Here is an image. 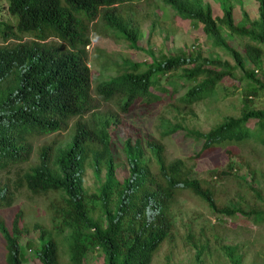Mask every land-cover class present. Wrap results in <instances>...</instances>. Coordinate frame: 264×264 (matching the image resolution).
<instances>
[{
  "label": "trees",
  "instance_id": "trees-1",
  "mask_svg": "<svg viewBox=\"0 0 264 264\" xmlns=\"http://www.w3.org/2000/svg\"><path fill=\"white\" fill-rule=\"evenodd\" d=\"M4 1L11 20H0V208L9 206L20 190L31 196L53 194L61 230H67L69 264H80L89 247L100 251L101 264H150L171 234L173 209L182 190L205 202L216 216L241 214L253 217L254 223L264 221V197L250 184L259 174L256 168L246 165V184L254 193L246 209L223 202L204 181L192 177L193 163L210 149L252 141L264 150V109L228 116L206 132H186L201 142L200 149L186 160L167 161L159 140L135 132L119 134L117 114L95 109L93 97L114 102L122 115L133 108L146 110L160 99L176 112L190 111L194 103L212 95L234 68L241 69L258 89L264 88L244 63L258 66L263 55L264 0H255L254 19L241 10L238 22L233 18L232 0H160L180 19L200 25L214 46L229 51L234 65L199 53L158 59L148 52L147 63L125 60L115 65L113 75L94 84L85 50L93 21L99 19L104 31H117L130 48L139 49V23L117 9L129 0ZM225 35L247 40L241 54L228 45ZM24 36L29 39L23 41ZM169 79L189 84L168 87L163 81ZM256 87L249 89V95L255 94ZM72 119L69 140L40 145L31 163L32 141L65 130ZM175 130L163 124L159 138ZM226 165L234 176L230 164ZM86 167L100 181L90 194L83 186ZM118 167L126 171L124 176L117 174ZM150 201L159 214L148 223L145 211ZM54 202H49L50 208ZM19 213L8 227L0 221V264L22 263ZM33 227L39 232V245L33 248L38 262L59 264L55 239L37 224ZM206 246V239L192 242L197 264H205ZM219 248L228 264H242L240 245L221 243Z\"/></svg>",
  "mask_w": 264,
  "mask_h": 264
},
{
  "label": "rangeland",
  "instance_id": "rangeland-1",
  "mask_svg": "<svg viewBox=\"0 0 264 264\" xmlns=\"http://www.w3.org/2000/svg\"><path fill=\"white\" fill-rule=\"evenodd\" d=\"M231 3L234 5L235 22L240 20L241 10L246 12L249 19L256 17L255 0H232ZM215 4L217 11L218 5ZM117 9L139 23L140 33L137 42L139 49L130 48L125 40L118 37L117 31H104L99 19L93 21L89 25V43L85 48L86 63L93 84L97 80L113 75L115 65L125 60L147 63L148 52L158 59L168 55L199 53L202 56L218 57L234 65L229 51L214 46L210 38L202 33L200 25L180 19L160 0H129L122 6L118 5ZM0 20H11L6 12L4 0H0ZM28 39V36L22 38L23 41ZM225 41L240 54L242 45L247 42L246 39L226 35ZM244 63L247 68H252L253 77L264 84V46L258 66L251 67L247 61ZM181 83L189 84L179 79L163 81L168 87L179 86ZM252 87H256L255 83L247 79L241 69L234 68L232 74L216 86L212 95L194 103L190 111L181 112H176L164 99H160L149 105L146 110L133 108L122 115L114 102H103L96 96L93 97L95 109L117 114L121 124L119 134L135 132L139 137L159 140L164 147L167 161L174 158L186 160L201 146L199 140L187 137L186 132H206L228 116L238 117L249 109H264V88L256 87L255 94L249 95L248 91ZM178 91H182V88L178 87ZM73 121L74 119L69 121L65 130L34 139L30 162H34L40 145L50 141L65 144L70 138ZM252 122L253 120H250L247 124L251 126ZM163 124H167L168 127L175 126L176 130L160 139L159 132ZM118 155L120 161L121 155ZM227 163L230 164L234 176L227 172ZM246 165L258 170L257 179L250 184L260 189L264 197V150L252 141L210 149L193 163L192 177L204 181L223 202L240 205L246 209V202L249 203L254 196L246 184L249 177ZM116 172L119 176L126 174L121 167H118ZM3 178L4 176L1 181ZM99 182L93 178L91 169L86 167L83 177L85 191L88 194L96 192ZM53 196V194L31 196L25 190H20L15 193L9 206L0 208V221L6 227L9 226L14 214L20 210L18 225L23 227L18 237L21 264H40L33 252V248L39 245V232L34 229L33 224H37L55 239L59 264H69L65 237L67 230H61L60 217L57 212L55 213L58 203L54 202ZM50 201L54 202L51 208ZM90 207L94 208L91 205ZM173 211L171 234L154 253L150 264H197L192 247V242L197 243V239L208 240V246L204 247L202 254L205 264H228L219 248L221 243L240 245L243 254L242 264H264V221L254 223L253 217L247 218L241 214L236 218L216 216L205 202L186 190L178 193ZM27 241L31 242L32 246H28ZM101 262L100 251L96 247H89L80 264Z\"/></svg>",
  "mask_w": 264,
  "mask_h": 264
},
{
  "label": "clouds",
  "instance_id": "clouds-1",
  "mask_svg": "<svg viewBox=\"0 0 264 264\" xmlns=\"http://www.w3.org/2000/svg\"><path fill=\"white\" fill-rule=\"evenodd\" d=\"M153 203H154L153 201H150L149 207L145 211V219H146V222L148 223H151L154 220L155 216L159 214V209H156L155 211H153V208H152Z\"/></svg>",
  "mask_w": 264,
  "mask_h": 264
}]
</instances>
